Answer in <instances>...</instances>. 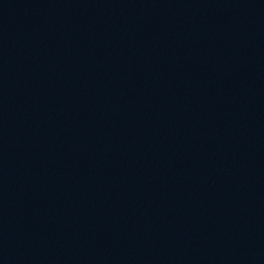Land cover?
I'll list each match as a JSON object with an SVG mask.
<instances>
[{
    "label": "water",
    "instance_id": "95a60500",
    "mask_svg": "<svg viewBox=\"0 0 264 264\" xmlns=\"http://www.w3.org/2000/svg\"><path fill=\"white\" fill-rule=\"evenodd\" d=\"M0 264H264V0H0Z\"/></svg>",
    "mask_w": 264,
    "mask_h": 264
}]
</instances>
